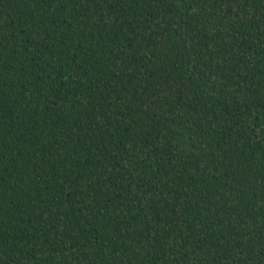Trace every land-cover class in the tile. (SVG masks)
Here are the masks:
<instances>
[{"label":"trees","instance_id":"obj_1","mask_svg":"<svg viewBox=\"0 0 264 264\" xmlns=\"http://www.w3.org/2000/svg\"><path fill=\"white\" fill-rule=\"evenodd\" d=\"M0 264H264V0H0Z\"/></svg>","mask_w":264,"mask_h":264}]
</instances>
